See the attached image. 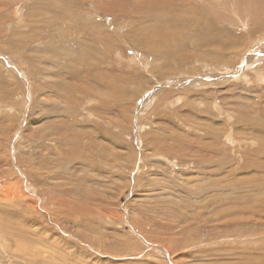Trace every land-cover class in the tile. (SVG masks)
I'll list each match as a JSON object with an SVG mask.
<instances>
[{
    "label": "rangeland",
    "instance_id": "374dc122",
    "mask_svg": "<svg viewBox=\"0 0 264 264\" xmlns=\"http://www.w3.org/2000/svg\"><path fill=\"white\" fill-rule=\"evenodd\" d=\"M0 264H264V0H0Z\"/></svg>",
    "mask_w": 264,
    "mask_h": 264
},
{
    "label": "bare ground",
    "instance_id": "6f19581e",
    "mask_svg": "<svg viewBox=\"0 0 264 264\" xmlns=\"http://www.w3.org/2000/svg\"><path fill=\"white\" fill-rule=\"evenodd\" d=\"M145 237V236H144Z\"/></svg>",
    "mask_w": 264,
    "mask_h": 264
}]
</instances>
